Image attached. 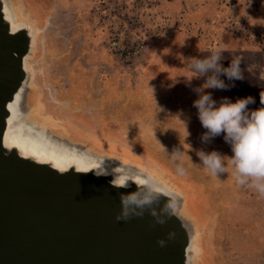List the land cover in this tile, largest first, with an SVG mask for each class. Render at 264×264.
I'll return each instance as SVG.
<instances>
[{
  "label": "rangeland",
  "instance_id": "rangeland-1",
  "mask_svg": "<svg viewBox=\"0 0 264 264\" xmlns=\"http://www.w3.org/2000/svg\"><path fill=\"white\" fill-rule=\"evenodd\" d=\"M12 1L38 18L28 20L41 29L28 58V104L41 98L68 129L51 133L98 153L127 155L128 165H160L191 198L202 224L199 232L182 209L204 243L195 264H264V198L239 187L231 168L217 178L202 168L200 150L233 153L223 135L201 142L206 129L186 78L193 75L189 58L216 48L224 49L223 61L239 57L244 73L263 76L264 0ZM257 78L253 87L262 91L264 77ZM194 79L193 88L205 78ZM234 83V98L250 88L245 79ZM206 91L221 100L218 90ZM107 143L118 146L117 154Z\"/></svg>",
  "mask_w": 264,
  "mask_h": 264
},
{
  "label": "water",
  "instance_id": "water-1",
  "mask_svg": "<svg viewBox=\"0 0 264 264\" xmlns=\"http://www.w3.org/2000/svg\"><path fill=\"white\" fill-rule=\"evenodd\" d=\"M7 9L0 0V264H193V225L171 195L113 174L61 171L7 144L33 48L32 29L15 26Z\"/></svg>",
  "mask_w": 264,
  "mask_h": 264
},
{
  "label": "clouds",
  "instance_id": "clouds-1",
  "mask_svg": "<svg viewBox=\"0 0 264 264\" xmlns=\"http://www.w3.org/2000/svg\"><path fill=\"white\" fill-rule=\"evenodd\" d=\"M223 53V48H216L203 59L189 58L187 67L193 75L186 78L188 86L198 96L193 107L198 110V119L206 129L201 142L208 144L223 135L233 155L229 157L215 150L210 153L200 150L196 154L202 168L211 176L217 178L231 168V176L239 187L254 190L264 198V90L259 93L262 106L255 110L249 109V105L256 102L252 96L238 98L234 103L227 97L219 102L213 99L212 92L206 90H230L235 87V81L245 79L241 58L234 57L229 66L224 67ZM194 78L205 79L202 85L193 88ZM177 152L180 151L175 150L173 156ZM179 171L183 174L184 169Z\"/></svg>",
  "mask_w": 264,
  "mask_h": 264
},
{
  "label": "bare ground",
  "instance_id": "bare-ground-1",
  "mask_svg": "<svg viewBox=\"0 0 264 264\" xmlns=\"http://www.w3.org/2000/svg\"><path fill=\"white\" fill-rule=\"evenodd\" d=\"M7 2V10L13 24L15 26L27 25L32 29L33 48L31 55H33L37 50V40L41 33V29L38 28L37 30L28 20H35L37 22L38 18L29 10L25 12L33 17V19H29L28 16L23 13L25 10H23L18 3L14 4L12 0H7ZM28 58L25 59V66L29 73V79L15 97V102L17 101L20 107L17 105H10L12 115L9 119L6 133L7 144L18 145L27 155L35 157L42 162L53 164L61 171H66L71 167L77 168L79 171L94 170L100 175L113 174L116 178V183L120 185H126L131 181L138 184L150 185L159 191L171 195L177 202H181L180 209H183V212L188 215V218L190 217V220L193 219L196 229L200 232L202 224L188 206V194L179 186L178 188L174 187L169 180L163 176L164 173L161 172L163 169L160 165L157 167V165H146L142 163L139 165V169H135L128 166V164H122L124 162H118L117 159L121 158L118 155L111 156V154H105V152L100 151L98 153L92 150L94 149L92 147V149H89L86 145L73 143L68 139L53 135L50 132L51 130L65 132L68 129L62 127L61 122L57 121V119L48 113L49 108L47 103L44 104L41 98L37 104H33L32 106L29 105L28 108L26 107L27 109L23 111V102L24 104L26 103L24 96H27L33 87L32 73L31 68H29ZM113 152L117 154L118 151L114 150ZM125 157L128 156L125 155L124 158ZM124 158H121L122 161H125ZM125 159L128 160V158ZM199 232L195 231L196 236L193 235V245L190 249V253H192L191 261L194 258V252V261L199 260L198 258L201 256V252L204 249L202 239L199 240ZM193 264H195V262H193Z\"/></svg>",
  "mask_w": 264,
  "mask_h": 264
},
{
  "label": "trees",
  "instance_id": "trees-1",
  "mask_svg": "<svg viewBox=\"0 0 264 264\" xmlns=\"http://www.w3.org/2000/svg\"><path fill=\"white\" fill-rule=\"evenodd\" d=\"M32 13V12H31ZM33 14V13H32ZM34 15V14H33ZM224 64H225V66H229V64H230V62H231V59L229 60L228 58L227 59H225L224 61ZM242 66V65H241ZM245 75H246V77H245V81L247 82L246 83V87H247V84L249 85V87L252 89V87L254 86L253 85V83H255V77H258L257 79L259 80V81H262L263 80V77H264V75L263 76H254V75H252V77L249 75V73H244ZM248 77V78H247ZM250 78V79H249ZM250 88H247V90L246 91H244L243 93L242 92H239V91H237V93H238V97L237 98H234V96H233V92H232V89H230V90H228V92H227V96L229 97V99H231L232 100V102L234 103L238 98H245V97H248V96H252V97H254L255 98V100H256V102H255V104L256 105H258L259 106V108L262 106L261 104H260V96H259V93L261 92V91H257L256 90V88H260L259 86H255V87H253V89L251 90ZM264 87H261V89H263ZM250 89V90H249ZM260 90V89H259ZM264 90V89H263ZM255 104H251V105H249L250 107H251V109L252 110H255V108H252ZM188 206H189V208H190V210L191 211H194L195 209H194V204L192 203V200H191V198L190 197H188ZM195 212V211H194Z\"/></svg>",
  "mask_w": 264,
  "mask_h": 264
},
{
  "label": "crops",
  "instance_id": "crops-1",
  "mask_svg": "<svg viewBox=\"0 0 264 264\" xmlns=\"http://www.w3.org/2000/svg\"><path fill=\"white\" fill-rule=\"evenodd\" d=\"M208 53H210V52H208ZM222 62H223V60H222ZM223 66H224V67H228V66H225L224 62H223ZM182 67H183V65H182ZM221 78L224 79V78H226V77H221ZM193 80H195V79H193ZM196 82H197V81H196ZM216 91H217V90H216ZM218 92L220 93L221 98H223V97H227V98H229V97L227 96V92H228V90H226V91L218 90Z\"/></svg>",
  "mask_w": 264,
  "mask_h": 264
},
{
  "label": "flooded vegetation",
  "instance_id": "flooded-vegetation-1",
  "mask_svg": "<svg viewBox=\"0 0 264 264\" xmlns=\"http://www.w3.org/2000/svg\"><path fill=\"white\" fill-rule=\"evenodd\" d=\"M104 146H106L107 148H111V147H112L113 150L118 151V150L115 149L116 147H118L116 144H109V143H107V144H105ZM127 153H128V152H127ZM197 217H198V216H197Z\"/></svg>",
  "mask_w": 264,
  "mask_h": 264
}]
</instances>
